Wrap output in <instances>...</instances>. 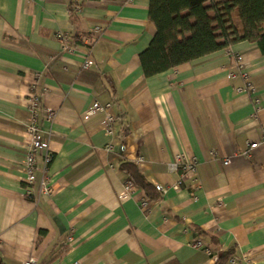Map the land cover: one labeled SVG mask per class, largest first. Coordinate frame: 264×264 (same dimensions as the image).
<instances>
[{
    "label": "crops",
    "instance_id": "0c3cea01",
    "mask_svg": "<svg viewBox=\"0 0 264 264\" xmlns=\"http://www.w3.org/2000/svg\"><path fill=\"white\" fill-rule=\"evenodd\" d=\"M78 1L71 11L68 0H0L1 263L216 264L229 252L264 264V52L236 41L145 76L150 0ZM31 93L51 195L40 171L32 193L24 182ZM94 101L111 104V133L102 112L85 116ZM178 156L196 173L162 195L154 185L179 180Z\"/></svg>",
    "mask_w": 264,
    "mask_h": 264
},
{
    "label": "trees",
    "instance_id": "16d2710c",
    "mask_svg": "<svg viewBox=\"0 0 264 264\" xmlns=\"http://www.w3.org/2000/svg\"><path fill=\"white\" fill-rule=\"evenodd\" d=\"M68 4L73 11L80 2L68 0ZM148 15L156 32L139 56L145 76L201 58L236 41L254 42L264 52V0H150ZM130 169L131 177L147 188L148 184L139 181V172ZM230 257L225 252L216 264H228Z\"/></svg>",
    "mask_w": 264,
    "mask_h": 264
},
{
    "label": "built area",
    "instance_id": "2783aa9c",
    "mask_svg": "<svg viewBox=\"0 0 264 264\" xmlns=\"http://www.w3.org/2000/svg\"><path fill=\"white\" fill-rule=\"evenodd\" d=\"M92 31L95 34H101L102 30L99 27H95L92 29ZM57 39L60 41V47L62 50H70L72 46L69 45L70 42V36L67 33L63 32H57L56 33ZM92 59L86 58L83 61L82 67L83 68H88L90 65H92ZM39 107H40V98L34 94L31 93L29 96V110L32 114L31 121L27 125V133L29 135V140L27 141L24 149V154H23V164L26 170V175L24 178V182L26 183L27 187V193H32L31 190V185L35 182L36 180V173L37 171H40L41 177L38 181L39 185V191L41 193L51 195L54 191L50 176L47 173L48 165L51 161L52 155L50 154H45L43 157V165L41 167H38L37 164V155L42 149H47V142H45L39 131V121H38V113H39ZM111 104L110 103H105V104H100L97 101H94L92 106L85 111V116H90L94 114L95 112H102L103 117L105 119V131L107 133H111V127L112 123L115 120V116L113 113L110 111ZM53 114L51 112L47 113V118L51 119ZM264 142V135L262 138ZM257 142H252L250 143V148H253L257 145ZM142 157L138 158V161H140ZM229 163V159H224L223 164L227 165ZM197 162L195 159H190V160H184L183 157L178 156L176 161L171 164V167L173 169L179 170L180 173V178L177 182H175L173 185L164 186L159 183H156L154 185L155 189L160 193V194H165L168 192L170 188L172 189H177L179 184L182 182L183 176H186L187 174L194 175L197 170ZM133 182L132 180L128 179L125 183V189L129 190L132 188ZM142 205H145V202H142ZM193 247L202 249L208 254H211V249L206 246L201 240H195L192 242ZM25 264H33L32 260H28L25 262ZM73 264H78V262H74ZM228 264H237V258L235 256H232L229 258Z\"/></svg>",
    "mask_w": 264,
    "mask_h": 264
}]
</instances>
